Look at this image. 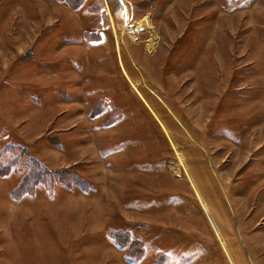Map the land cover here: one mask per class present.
Masks as SVG:
<instances>
[{"label": "rangeland", "instance_id": "1", "mask_svg": "<svg viewBox=\"0 0 264 264\" xmlns=\"http://www.w3.org/2000/svg\"><path fill=\"white\" fill-rule=\"evenodd\" d=\"M0 264H264V0H0Z\"/></svg>", "mask_w": 264, "mask_h": 264}, {"label": "trees", "instance_id": "2", "mask_svg": "<svg viewBox=\"0 0 264 264\" xmlns=\"http://www.w3.org/2000/svg\"><path fill=\"white\" fill-rule=\"evenodd\" d=\"M113 4H116V3L115 2L111 3V9L114 12L116 10L112 7ZM115 6L116 5H114V7ZM117 6L120 7L119 2L117 3ZM32 161L34 164L32 170L30 171V173L32 175H29L27 180H26L27 174L23 177V181L17 187L18 192L19 191L27 192L28 190L33 191L35 186H36V182L39 181L40 178H44V177L48 176V171L39 168V166H41V164L37 163L34 159Z\"/></svg>", "mask_w": 264, "mask_h": 264}]
</instances>
